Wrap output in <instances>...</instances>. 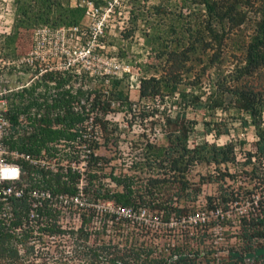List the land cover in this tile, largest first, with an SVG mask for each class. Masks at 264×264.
<instances>
[{
  "label": "trees",
  "instance_id": "trees-1",
  "mask_svg": "<svg viewBox=\"0 0 264 264\" xmlns=\"http://www.w3.org/2000/svg\"><path fill=\"white\" fill-rule=\"evenodd\" d=\"M84 1L77 0L71 4L70 0H11L10 33L0 35L2 56L12 58L20 52L26 53L31 47L33 30L39 26H85L82 23ZM90 1L98 4L102 0ZM160 1L150 5L156 21L170 14ZM179 2L184 10L170 14L173 22L164 31L160 32L158 28L148 35L153 57L163 65L145 75L152 65L146 62L138 64L143 69V74L138 77L139 102L153 103L165 96H177L172 113L159 116L158 124L165 143L146 142L141 160L137 162L139 170L153 167L156 171H165L166 176L157 174L138 181L135 175H120L111 169L105 175L114 186L110 188L100 182L93 171L87 173L83 191L89 202L102 199L133 209L145 207L166 226L170 221L179 225L181 221L188 222V218L198 215L199 207L195 200L200 187L214 182L217 183L216 193L205 195L202 207L204 212L214 217L196 221L195 226H199L196 230L189 226V232L183 234L188 237L179 245L164 240L156 244L154 240L158 235L149 228L130 224L129 220L114 214H105L97 230L86 231L83 228L91 212L81 216L76 230L64 231L54 223L40 229L43 234L59 237L67 234L66 239H61L63 242L57 252L64 255L66 246L74 244L67 259L75 258L78 264H264V0ZM140 15H143L142 10ZM241 25L247 32L232 35L240 30ZM104 33L105 29L99 37L102 42ZM230 43L237 52H234L236 56L232 55L235 60L229 68L222 69ZM192 66H199L194 74L190 73ZM211 70L214 76L210 75ZM203 76L207 82L202 81ZM77 80L81 81V87L71 92L72 83ZM92 80L86 75L72 76L70 72H47L35 83L12 93L5 112L9 123L5 145L32 155L43 150L46 156L57 153L59 159L76 158L78 152L73 154L64 147L52 146L77 136L69 129L82 122L84 117L83 110L77 113L70 108L73 98L91 96L86 112L93 114L92 121L103 131L108 124L104 116L113 110V102L129 110L132 106L127 93L120 87V77L110 78L107 90H102L101 80L95 79L100 83L93 87L85 85ZM51 81L54 82L52 85L49 84ZM66 84L68 88H65ZM204 84L209 88L204 89ZM51 88L56 91L53 95L49 93ZM104 93L106 97L102 98ZM187 108L232 112L230 120L252 128V148L243 150L241 159H238L236 148L246 143L244 139H229L219 144L205 138L207 134L216 139L228 133V121L222 117L203 120L201 139L189 145L188 139L196 121L186 116ZM153 110L150 114L157 111ZM104 138L106 141L107 135ZM90 143L92 148H96L97 141L91 140ZM99 160L106 159L92 152L89 154V163L95 164ZM19 162L27 173L36 169L41 177V186L51 195L76 192L79 175L68 166L57 165L52 171ZM197 165L205 166V172L196 181L190 180L187 175ZM27 173L25 177H29ZM244 198L249 200V205L246 214L235 218V245L227 246L223 256L206 250L204 233L198 232L200 227L205 230L213 225L224 227L229 224L232 219L228 211ZM11 204L13 217L9 225L6 227L0 221V264H34L27 260V256L36 249H48L52 244L46 245L41 241L42 245L35 249L27 244L29 231H8L10 227L21 224L29 208L26 192L19 198H12ZM129 225L135 229L125 230ZM137 231V234L144 232L143 236L149 238L136 242L132 238ZM90 234L94 235L93 241L87 244L85 241ZM54 264L66 262L56 260Z\"/></svg>",
  "mask_w": 264,
  "mask_h": 264
},
{
  "label": "rangeland",
  "instance_id": "rangeland-1",
  "mask_svg": "<svg viewBox=\"0 0 264 264\" xmlns=\"http://www.w3.org/2000/svg\"><path fill=\"white\" fill-rule=\"evenodd\" d=\"M77 0H70V3L73 4ZM87 1V0H86ZM107 2H110L112 7L108 11V16H106L107 26L105 27V36L103 38L104 48L102 54L107 57H114L116 60L120 61L124 66L125 71L119 76L121 78L120 87L127 93L128 99L132 101L131 109L117 105L113 102V110L105 114L104 119L108 122L106 129L104 131L100 127V137L97 140V146L94 147L96 154L101 155L106 160H99L95 164L89 163L86 166L85 173L95 172L100 182L104 183L110 188H114L113 184L109 182V179L105 176L109 170H113L114 173L120 175H135L136 179L144 181L146 177L153 175H165V171L158 170L156 171L153 167L145 168L143 170L138 169V161L141 160V154L143 146L146 142L156 143L162 145L165 143L164 135L161 132L159 126V116L163 113H172L176 108V98L173 97H163V99H156L153 103L142 104L137 100V86H138V77L143 74V69L139 67V63H149L152 67L144 73L148 75L153 73L154 69L161 67L163 62H157L153 57V51L150 47L148 41V35H151L153 31L159 28L160 32L164 31L171 22L170 18L172 13L177 14L181 9L179 0H161L160 2L164 6L165 10L170 14L167 16H161L156 21L155 17L151 14L150 5L159 2V0H102L99 2L97 7L102 12V9L107 5ZM141 10L143 15H140ZM133 15H136L135 17ZM12 7L11 0H0V35L10 33L11 21H12ZM89 20L84 18L82 23L83 25L87 24ZM247 29L241 25L240 30L234 31L232 35H242L246 33ZM126 35V36H124ZM163 35V34H162ZM1 43V38H0ZM229 54L226 56L225 63L221 65L222 69H227L230 67L231 63L234 62L235 58L232 55L236 54L233 50L234 45L230 43ZM0 48V87L4 85L13 86L17 82H23L28 77V69L24 65H20V59L26 53H18L15 57H6L2 56ZM237 53V52H236ZM160 63V64H159ZM5 65L4 68L2 66ZM199 66H192L190 73L194 74L197 72ZM214 72L211 70L210 75H213ZM203 82H207L206 77H202ZM109 80L102 82V90L108 89ZM99 81L92 80L86 82L85 85L88 87H93L94 84H99ZM205 88L208 89L207 84H204ZM99 86V85H98ZM106 97V93L102 98ZM153 108L157 109L154 114L150 112L155 111ZM186 116L190 119L196 121L194 124V131L191 133L188 143L191 145L193 142L201 139V123L203 120H218L219 118H224L227 120V126L229 127L227 134H222L218 138H214L212 135L207 134L205 138L208 141H215L216 143H224L229 139H244L246 143L242 145L241 148H236L237 157L241 159L243 155V150L252 148L253 133L250 126L242 127L239 125L237 120H230L229 116L233 115L232 112H220V111H211L204 108L193 110L187 108ZM148 113V114H147ZM237 115V114H234ZM231 121V122H230ZM106 133V134H105ZM105 135H107V140L105 141ZM238 146V145H237ZM136 167V168H135ZM229 167V166H228ZM230 171L232 170L229 167ZM205 166L197 165L193 170L187 175L190 180L196 181L200 174H204ZM217 183L209 182L202 184L198 196L195 200V205L198 208L199 222H202V217L204 218H213L214 215L209 212H204L202 209L204 204L205 195H213L216 193ZM248 199H241L236 206L232 207L229 212L231 217V222L224 227H217L213 225L208 227L205 230L203 227H200L201 233H204V245L206 250L214 251L216 255L223 256L225 248L230 245H235L236 238L235 234L237 233V222L236 217L241 214L247 213ZM99 207L106 209L108 207H113L110 202H107L102 199H97ZM131 208V207H130ZM141 208L133 209L135 215V220L130 224H137L142 222L144 227L155 229L152 230L153 234L158 235L154 240L155 243L160 244L163 240L181 244L185 239L184 232H189V226H192L194 230L199 228L195 226V223L184 222L174 224L173 222L163 227L160 224L159 220L156 218L155 213L148 211L146 208L143 213H141ZM140 209V210H139ZM140 211V212H139ZM91 216H89V221L83 225L84 230H97L100 228V225L103 220V212L94 211L89 209ZM192 221V220H191ZM77 223L76 219H73L71 212L63 215L62 225L64 224V229H68V226H73ZM147 225V226H145ZM187 225V226H186ZM129 227L125 230H134L135 228ZM156 226V227H155ZM155 227V228H154ZM170 227V228H169ZM169 228V229H168ZM158 229V230H156ZM133 234L134 240L138 242L139 240H147V236H143V233ZM60 236V235H59ZM56 236L53 238L52 245L48 249H41L27 256V260L34 264H54L56 260L65 261L66 264H78V261L75 258H68L70 249L74 244H69L66 246L64 255L60 254L58 249L61 247L63 241L61 239H66V235L63 237ZM93 234H90L85 243L89 244L93 241ZM69 239V238H67ZM54 248V249H53ZM49 250V251H48ZM48 251V253H45Z\"/></svg>",
  "mask_w": 264,
  "mask_h": 264
},
{
  "label": "built area",
  "instance_id": "built-area-1",
  "mask_svg": "<svg viewBox=\"0 0 264 264\" xmlns=\"http://www.w3.org/2000/svg\"><path fill=\"white\" fill-rule=\"evenodd\" d=\"M83 5L85 7L84 18L89 20L85 26L69 25L56 28L39 26L35 28L32 33L31 47L19 61L20 65L27 67L28 78L13 86L4 85L0 87V221L6 227L9 225L13 217L11 199L19 198L26 192L29 208L21 224L17 227H10L8 231L13 233H18L21 229L29 231L30 236L27 237V244L33 245L34 248L41 246L43 243L41 241H44L46 245L54 243L53 238L56 235L43 234L40 229L44 226L54 223L64 231L76 230L80 226L81 216H86L89 209H92L94 213L96 211L103 212V216L114 214L130 222L135 220L134 211L130 207L114 205L110 202L113 207L102 209L97 200L89 202L83 191L87 177L85 169L89 164V154L91 152L96 154L90 142L91 140L97 141L101 134L100 126L92 121L93 114L86 112L91 96H76L70 101V108L73 111L79 113L83 110L82 122L69 129L70 132H75L77 136L63 144V141L53 145L49 144V146L64 147V150H69L73 154L78 152L76 158L59 159L57 153L46 156L43 150L38 155H32L8 148L4 143V137L7 135L9 127L5 112L8 109L7 103L11 99L12 93L35 83L42 74L70 72L72 76H78V78L81 75H86L94 80L106 82L112 77H119L125 71L122 63L116 58L102 54L104 44L99 40L107 26L105 15L108 16L107 10L112 7L111 3L107 2L102 12L90 0L84 1ZM53 83V81L49 82L51 85ZM76 87H81L80 80L72 83L70 91L73 92ZM65 88H68L67 84ZM55 92L54 88L49 89L51 95ZM19 160L33 168H48L52 171H55L57 165L68 166L71 171L79 175L78 183L75 185L76 192L51 195L49 190L41 186V177L36 169L27 173L22 169ZM26 173L29 177H25ZM25 189L26 191H24ZM144 208H141V213L145 211ZM69 212L72 213L73 219H76L77 223L68 226V229H64L65 225L61 224L62 217ZM197 216L188 218V222L195 223L199 220ZM156 218L159 220L158 216ZM172 222L173 225L176 224L174 221H170L168 224L171 225ZM160 224L163 225L161 222ZM163 227L165 226L163 225ZM149 229L151 232L152 230L155 231L151 227ZM65 235L67 236V234L62 236Z\"/></svg>",
  "mask_w": 264,
  "mask_h": 264
}]
</instances>
